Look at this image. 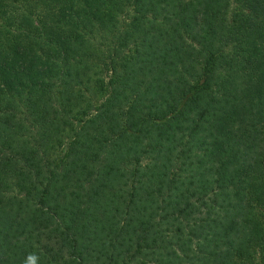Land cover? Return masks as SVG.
<instances>
[{
  "label": "trees",
  "instance_id": "obj_1",
  "mask_svg": "<svg viewBox=\"0 0 264 264\" xmlns=\"http://www.w3.org/2000/svg\"><path fill=\"white\" fill-rule=\"evenodd\" d=\"M264 264V0H0V264Z\"/></svg>",
  "mask_w": 264,
  "mask_h": 264
},
{
  "label": "clouds",
  "instance_id": "obj_2",
  "mask_svg": "<svg viewBox=\"0 0 264 264\" xmlns=\"http://www.w3.org/2000/svg\"><path fill=\"white\" fill-rule=\"evenodd\" d=\"M23 264H40V257L36 253L26 255Z\"/></svg>",
  "mask_w": 264,
  "mask_h": 264
}]
</instances>
